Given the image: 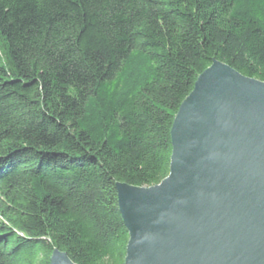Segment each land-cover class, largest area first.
Listing matches in <instances>:
<instances>
[{
  "label": "trees",
  "instance_id": "trees-1",
  "mask_svg": "<svg viewBox=\"0 0 264 264\" xmlns=\"http://www.w3.org/2000/svg\"><path fill=\"white\" fill-rule=\"evenodd\" d=\"M215 61L264 82V0H0V264H124L116 184L168 177Z\"/></svg>",
  "mask_w": 264,
  "mask_h": 264
},
{
  "label": "water",
  "instance_id": "water-1",
  "mask_svg": "<svg viewBox=\"0 0 264 264\" xmlns=\"http://www.w3.org/2000/svg\"><path fill=\"white\" fill-rule=\"evenodd\" d=\"M168 177L117 183L124 264H264V82L213 62L170 131ZM50 264H75L55 248Z\"/></svg>",
  "mask_w": 264,
  "mask_h": 264
}]
</instances>
